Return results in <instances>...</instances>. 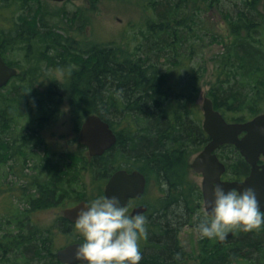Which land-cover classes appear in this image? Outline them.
<instances>
[{
	"label": "trees",
	"instance_id": "obj_1",
	"mask_svg": "<svg viewBox=\"0 0 264 264\" xmlns=\"http://www.w3.org/2000/svg\"><path fill=\"white\" fill-rule=\"evenodd\" d=\"M32 1L0 0V5H15L12 11L15 26L8 31L0 30V55L5 59L7 48L15 47L20 41L60 37L55 31L38 33L40 10ZM221 1L237 3L227 12L221 9L231 39L221 45L222 51L214 61V77L207 96L226 120L245 121L248 118L233 113L248 109L253 117L264 103V13L257 7L261 0H151L147 30L142 32L144 38L138 50L119 52L117 44H108L93 47L85 54L86 58L80 54L70 57L69 63L76 68L67 74L65 92L72 107H81L79 120L96 113L109 123L116 135L115 143L101 155L91 159L85 155L87 168L99 174L102 183L114 168H135L132 165L137 162L138 168L148 176L155 174L158 179H165L170 189L180 188L177 175L187 172L191 155L209 141L197 103L203 74L192 65L199 48L193 34L200 33L197 25L201 24V15L198 11L190 13L186 8L190 3L219 6ZM21 10L23 14L18 12ZM20 30L22 39L14 40ZM189 37L192 40L187 49L185 43ZM212 37L218 42L216 34ZM18 77L19 73L13 80ZM8 85L11 89H0V166L19 172L15 174L20 179L32 170L37 176L47 174L48 179L34 184L29 180L21 182L20 195H9L5 209L8 212L5 216L9 217L4 222L0 219V264H59L50 245L52 231L38 233L36 226L26 220L34 210L54 206L63 199L75 182L69 175L77 171L71 163L67 169L55 163L29 165L30 156L38 155L45 160L35 147H47L40 134L42 122L47 118L46 110L22 86L17 88L12 82ZM48 89L55 93L58 88ZM54 97L62 99L57 94ZM27 115L39 116L35 126L17 128L16 124ZM80 122L77 121L78 126ZM228 149L229 169L246 172L247 163L237 149L233 145ZM15 164H20L18 171L13 169ZM182 184L180 194L186 198ZM169 195L172 196L171 192ZM193 195L197 199L201 197L199 192L194 191ZM186 215L183 201L160 210L159 216L149 224L150 244L141 251L140 264H182L184 253L176 231ZM59 219L68 225L62 216ZM204 243L206 239L201 240L197 264H227L239 250L253 260L252 264H264V227L251 231L235 228L227 249L222 244Z\"/></svg>",
	"mask_w": 264,
	"mask_h": 264
},
{
	"label": "rangeland",
	"instance_id": "obj_2",
	"mask_svg": "<svg viewBox=\"0 0 264 264\" xmlns=\"http://www.w3.org/2000/svg\"><path fill=\"white\" fill-rule=\"evenodd\" d=\"M150 1L67 0L57 2L52 0H33L32 3L37 5L40 10L41 20L39 27H37L38 33L46 34L49 31H55L60 33V37L57 40L51 39L48 41H42V39L37 37L25 42L20 41L17 45L15 44V47L7 48L9 52L4 54L6 59L15 63L20 71L19 77L16 80H11L12 84H15L17 88L22 86L24 90H27V94L32 96V100H36L46 110L47 118L42 122L40 134L43 136L47 147H35L39 154L42 157L44 156L45 160L38 155L30 156L29 165L39 166L43 163L45 165L55 163L62 164L67 169L68 163H71L77 171L75 174L69 175V177L74 178L75 182L70 185V189L63 199H60L54 206L34 210L29 216V220H26L28 224L36 226L38 233L52 231L51 238L53 235L54 237L50 245L54 249V253L64 247L69 241L78 240L77 236L79 235L74 231V225L69 223L65 225L59 219L61 218L62 210L77 204L81 200L88 201L98 195H104V184L98 178L99 174L96 175L90 168H87L88 164L85 161V155L87 156L86 152L88 150L79 147L78 131L84 120L82 116L79 126L77 125V121H80L81 107H72L65 92L67 74L70 69L76 68L74 64L69 63L70 57L73 55L78 57V54H80L79 56L86 58L87 55L85 54L93 47H101L108 44H117L119 52H124L125 49L132 50V48L138 50L137 47L144 38L143 33L147 30L148 5ZM182 1L191 2V0ZM261 1H259L257 6L260 10ZM230 3V1L228 3L227 1L226 3L221 1L219 6L215 5V3L213 5L190 3V7L186 8L190 13L198 11L201 15V24L197 25L200 33L193 34L194 41L198 43L199 48L192 62V65L198 67V70L203 74L200 93L197 98L200 110L202 99L208 95L210 84L213 82L214 61L222 51L221 45L227 44L231 39L230 29L221 12L222 10H232L237 2ZM14 7L15 5H0V30L8 31L15 26L16 21L12 24ZM18 12L23 14L24 11ZM212 34L217 35L218 42H215ZM22 36L20 30L17 35H14V40H21ZM189 39L186 40V48L192 40L190 37ZM50 84H53V86ZM49 87L58 88L57 92L56 90L55 93L54 90L50 91ZM7 89H11L10 85L5 86L2 90L6 91ZM54 94H57L62 99L55 98ZM44 96H49L51 99L43 98ZM54 108L56 109L54 110ZM258 110L259 113L264 112V103L260 105L259 109L257 108ZM240 111L236 114L232 113L236 116L251 118V112L248 109ZM201 116L203 120L202 110ZM29 119L33 121H29ZM38 119V115H27V118H24L22 122H18L16 127L33 128L35 126L34 123H37ZM44 148L47 149V154L45 155H43L45 153ZM28 149L32 151L30 148ZM196 154L197 152L193 153L187 162H191ZM18 165L20 166V164ZM18 165H14L13 169L15 171L19 170ZM132 166L140 168V163L135 162ZM15 173L19 174V172ZM15 173L12 170L7 171L3 166H0V219L3 222L4 218L9 217L5 216L6 213L8 214L5 209L7 208L6 203L9 201V195L11 193L20 195L22 191L21 182L29 180L34 184L48 179L47 174H39L37 176L34 170L23 175L21 179ZM177 176V180H180L183 183L182 185H184L183 191L187 194L189 208L192 206L186 218L188 220L187 223L181 227L177 235L178 243L182 246L184 253V260L181 263L197 264L200 253V240H202L197 229V223H199L202 214L201 211L197 210L195 197L194 195L191 196V193L194 192V185L199 186L201 176L190 167L186 173H181ZM149 178L155 184L156 175L149 174ZM151 192L149 193V200L160 204V199L154 197ZM172 193L174 197V192L172 191ZM200 205L201 207L203 206L202 201ZM12 210L14 211V207ZM80 237V240L83 241V237ZM248 258L249 260H244L242 264H252L253 260L249 256Z\"/></svg>",
	"mask_w": 264,
	"mask_h": 264
},
{
	"label": "clouds",
	"instance_id": "obj_3",
	"mask_svg": "<svg viewBox=\"0 0 264 264\" xmlns=\"http://www.w3.org/2000/svg\"><path fill=\"white\" fill-rule=\"evenodd\" d=\"M210 197L201 207L197 225L201 238L224 240L237 227L244 231L264 227V209L252 186L225 190L213 182ZM130 209L115 195H98L83 203L74 220V231L83 237L74 252L77 264H140L147 217L133 215Z\"/></svg>",
	"mask_w": 264,
	"mask_h": 264
},
{
	"label": "water",
	"instance_id": "obj_4",
	"mask_svg": "<svg viewBox=\"0 0 264 264\" xmlns=\"http://www.w3.org/2000/svg\"><path fill=\"white\" fill-rule=\"evenodd\" d=\"M52 1L61 2L64 0ZM261 8L264 13V0ZM16 74L17 69L8 65L0 55V88ZM201 110L203 113L202 128L209 136V141L193 158L191 167L193 171L202 174L203 201L211 198L210 191L213 182L221 183L225 190L252 186L257 192L260 207L264 209V163L260 168L257 165L259 155L264 154V112L243 122H229L218 110L214 109L212 100L207 96L202 99ZM78 137L80 143L88 148L90 155L104 153L116 141V135L109 123L96 113H91L84 118ZM222 144H233L251 166L250 173L244 180L220 181V174L224 171V165L218 161L212 152ZM144 184L145 178L140 172H127L121 169L106 181L104 195L118 196L123 205L129 197L136 196L143 191ZM84 202L86 201L81 200L73 206L64 208L62 210L63 217L74 222L76 212L83 207ZM232 233L233 231H230L225 239L230 237ZM78 246L79 243H72L58 249L56 251L57 259L63 263L70 260L73 263L76 262L74 252Z\"/></svg>",
	"mask_w": 264,
	"mask_h": 264
},
{
	"label": "flooded vegetation",
	"instance_id": "obj_5",
	"mask_svg": "<svg viewBox=\"0 0 264 264\" xmlns=\"http://www.w3.org/2000/svg\"><path fill=\"white\" fill-rule=\"evenodd\" d=\"M228 146H230V144H222L212 152L213 154H215L218 161L224 165V171L220 174V181L221 182L242 181L250 173L251 166L246 162L247 163V171L244 173H239L238 171L232 170V169L230 170L229 169L230 168V164H229L230 160H229V154H228L229 153ZM79 147L85 150V147L83 145H81L80 143H79ZM237 152L239 153L238 150H237ZM239 155L241 156L240 153H239ZM93 156H95V155H89V153L87 155V157L90 159L93 158ZM192 160H193V158H192ZM263 163H264V154L261 153L257 159V165L259 166V168L261 165H263ZM121 169H124L127 172L138 171L145 178V184H144L143 191H141L136 196L129 197L128 201L126 203H124L125 205L131 206V209H130L131 214L135 215L136 213L139 212V213L144 214L147 217V230H148L147 231V237L142 238L140 241L141 245H142L141 251H143L145 248L149 247V244H150L148 242V236H149L148 233H149V228H150L149 224L151 223L152 219L159 216L160 210L170 208L174 204H177L178 202L183 201L185 204V208L187 210V215H186V218H187L188 214L190 213V209H192V206H190V208H189L188 198L187 197L183 198L180 194V192H181L180 190L182 189L181 188L182 182L180 180L178 182L176 181L177 185L180 186V188L176 189V187H175L174 189H170V188H168V181H166L165 179H158L157 178L154 180L155 184H153L152 183L153 181L149 178L148 174H146L145 172H143L139 168H125V167L114 168L111 171L108 178L111 177L116 171L121 170ZM200 176H201V174H200ZM108 178H106V180L104 181L103 184L106 183ZM201 181H202V179H201ZM201 181H200L199 186H197V185L193 186V188H194L193 190L195 191V194L199 192L200 196H201L200 199L195 198V204H196L197 210H199V211H201V208H200L201 207V205H200L201 201H202L203 206H204ZM152 189H153V191L151 192ZM172 191L174 192V199H173ZM150 192L153 193L154 197H158L160 199V201H161L160 204L155 202V201L149 200V197H150L149 193ZM170 192H171L172 196L169 195ZM196 207L194 206V208H196ZM138 208H140V209H138ZM187 221L188 220L186 219L184 222H182L181 225L179 226V228L177 229V231H176L177 241H178L177 235L179 234L181 227L183 225H185L187 223ZM68 222H69V224L74 225L73 222H70V221H68ZM197 225H198V223H197ZM232 231H233V233L231 236H233V234H234V230H232ZM230 237H228L227 239L222 240V241H219V239H216V238H213V239L201 238V239L202 240L206 239V243H209L210 245H213V243H217L219 245L222 244L223 248L227 249L230 247V245L228 243ZM80 238L81 237L78 235L77 236L78 240L73 239L72 241H69L67 244H65V246L68 244H71V243H79V244L82 243ZM200 243H201V240H200ZM206 243H204V245H206ZM180 247H181V249H183L182 246H180ZM55 258L59 262V264H66V263L59 261L56 257V254H55ZM244 260H249V258L242 250H239L235 253L234 257L231 259V262L227 263V264H242V262ZM73 264H77V262H74ZM248 264H250V263H248Z\"/></svg>",
	"mask_w": 264,
	"mask_h": 264
}]
</instances>
